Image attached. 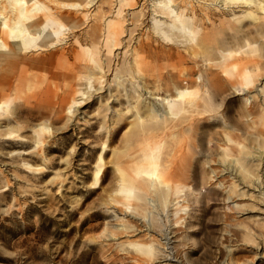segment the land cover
<instances>
[{
  "label": "rangeland",
  "instance_id": "374dc122",
  "mask_svg": "<svg viewBox=\"0 0 264 264\" xmlns=\"http://www.w3.org/2000/svg\"><path fill=\"white\" fill-rule=\"evenodd\" d=\"M104 9L109 10L108 4L105 3ZM137 19L128 45L130 53L125 58L126 66L118 72L119 82L127 88L131 83L130 87L136 88V93L139 92L148 104L154 102L148 90L158 95H172L176 85L198 87L201 96L205 94L195 99L198 109L193 111L190 127H184L180 135L170 136L169 127L185 119L181 112L168 117V127L154 126L141 145L129 148L125 129L130 125L129 119L136 114L133 105H137L142 113L147 108L141 106L143 101H136L133 89L128 88L129 95L125 96L120 83L113 81L114 84L108 79L100 84L95 80V91L90 92L88 102L80 109L82 112L77 116L75 113L71 115L66 112V105L74 90L70 80L64 76L63 61L41 62L36 78L21 80V87L18 86L19 91H15V95L9 92L13 103L10 117L17 116L22 126L19 130L21 137L0 138V264H264V205L251 183L247 185L249 181L244 178V183H247L243 186L247 192L245 196L233 194V199L241 203L233 206L229 201L228 210H222L226 193L216 185L213 176L208 177L212 174L209 170L217 167L222 159V153L219 154L222 147L227 146L228 155L238 152L239 156L252 149L250 146L264 145V133L258 140L252 134L264 128L261 122L243 131L244 135L241 131L227 130L222 120L227 116L228 125L234 124L238 118L243 122L252 121L245 114L242 116L248 106L238 96L223 98L232 85H240L236 78L243 67L239 54L221 61L216 51L209 48V51L195 55L185 49L191 43L189 39L176 37L166 41L153 36L151 29H145V25L150 23L147 9L144 8ZM242 23H246L245 20ZM242 23H230L211 30V37L213 34L217 37L230 35ZM85 27L83 23L77 29L80 31ZM138 35L140 42H134ZM54 49L34 53L41 56ZM256 52L247 56L251 62L247 57L245 60L247 65L257 64L264 74V51ZM110 56L111 67L118 66L120 60ZM232 63L236 65L231 67ZM19 72L20 66L11 70L3 67L0 69V83ZM196 74H201V78L198 79ZM107 75L106 78H111L112 72ZM6 92L0 95V100L8 99ZM259 94V98L264 99V91ZM203 97L205 100L201 99ZM127 106L132 108L131 112L126 111ZM113 108L117 112H113ZM119 110L125 111L122 116H119ZM108 116L111 117L108 119ZM112 119L117 123H111ZM42 120L50 124V134L34 132ZM107 125H112L114 131L109 138L103 131H98ZM226 131L231 139L233 136V141H224L223 144ZM35 138L42 143L35 145ZM106 138L110 150L103 157L106 164L102 180L97 186H91L93 165ZM160 141L164 156L159 159V168L165 182L179 184L177 216L181 220L176 223L175 215L170 213L172 210L163 208L162 194L166 191L163 185L148 193L158 202L154 211L152 207L148 208L150 206L143 209L144 203H138L135 211H128L122 217L120 207L110 203V198L123 199L115 192L119 175L115 163L126 167L128 154H139L142 147H147L145 145L153 146ZM246 165L252 172L258 170L251 162H246ZM170 193L166 192L167 198ZM136 195L129 199L130 202H140ZM112 210L117 213L116 217H113ZM147 211H150L152 233L162 240L151 257L129 244V241L147 242L144 231L135 229L146 224L143 215ZM163 236L169 240H163ZM165 257L170 258L167 260Z\"/></svg>",
  "mask_w": 264,
  "mask_h": 264
},
{
  "label": "bare ground",
  "instance_id": "6f19581e",
  "mask_svg": "<svg viewBox=\"0 0 264 264\" xmlns=\"http://www.w3.org/2000/svg\"><path fill=\"white\" fill-rule=\"evenodd\" d=\"M105 3L108 4L109 10L104 9ZM144 8L147 9L150 22L148 26L145 25V29H151L153 36L161 37L166 41H170L176 37H184L191 41L190 45L187 48L185 47L186 50L195 55H201L203 52L205 53V50L207 52L211 48L212 50L210 51L213 52L215 50L220 56L221 61L233 54H239L238 57L243 67H240L241 70L238 72L239 77L237 76L236 78L239 80L240 85L238 87L232 85L231 89L223 94V98L225 99L229 95L238 96L239 100L248 106L242 116L245 114V116L252 118L250 119L252 121L243 122L238 118L234 124L228 125L226 121L227 116L222 120L228 127L227 130H237L239 132H246V129L254 127L258 121L264 124V99L259 98L260 91H264V74L260 72L261 67L257 64L254 63V65L252 62L251 65H247V56L257 53V50L259 52L264 51V0H0V69L6 67L8 70H11L14 66H20L19 73L13 74L10 79H5L6 81L0 83V95L6 91V94L9 95L8 99L0 100V138L12 139L21 137L19 133L22 126L20 119L15 115L10 117L12 115L11 108L13 103L9 92H13V95H15V91H19L18 89L21 87L19 86L21 80L36 78L37 68H41V62L50 60L63 61L65 68L64 76L70 80L71 89L73 88L74 90L71 100L66 105V112L71 115L75 113L77 116L82 112L80 109L88 102L87 99L91 96V91L94 90L95 80L101 84L102 81L110 79L109 82L116 81L121 84L118 72L126 66L125 58L130 53L128 45L130 44V40H132V31L136 28L138 23L137 17L143 13ZM244 20L246 23H242ZM83 23H85L86 27L79 31L77 28ZM230 23L234 25L235 23H242V25L235 28V32L232 34L228 31L230 35L226 36V34H222L217 37V35L213 34V38L211 37V30L228 26ZM139 37V35L135 36L133 41L140 42L138 40ZM54 47L55 49L49 54L36 56V53H34L47 51V49H53ZM29 52H31L30 55L28 54ZM110 55L120 60L119 65L115 62L118 66L111 67L110 60L112 59H110ZM246 57L247 60H245ZM251 60L248 61L251 62ZM102 61H104V66L102 65ZM235 65L236 63H232L231 67ZM111 72V78H106V75L111 74ZM197 78H201V74H198ZM122 84V93L128 96V88H131V83L128 88ZM131 89L135 92L136 98H134L136 101H143L141 102V106H147V108L146 112L142 113L137 105H133L136 114L133 113L135 116L129 119L130 125L125 129L126 141L129 148H133L134 145H141L140 143L147 138V135L151 133L154 126L156 128L168 127L166 123L168 117L176 116L181 112L185 114V119L169 127L170 136L179 134L186 126L190 127L193 111L198 109L196 108L195 99L201 96L198 87L176 85L174 86V93L172 95H158L154 94L152 90H148L147 93L154 99V102L148 104L145 102V98H141L139 92L136 93V88ZM68 93L70 95V92ZM204 97L201 99L205 100ZM206 102L208 103V100ZM199 105L201 106V103ZM205 105L203 104L202 106ZM131 109L127 106L126 111L130 110L131 112ZM111 110L113 112L116 111L114 108ZM123 111L118 113L119 116L124 114L125 111ZM109 117L111 116H108V119ZM113 122L114 120L111 121V123ZM49 125L46 120L39 121L34 132L50 134L51 128ZM112 128V125L111 127L110 125L106 127L101 126L98 131H103L105 137L109 138L114 133ZM258 131L252 132L257 140L264 133V128L261 127L260 132ZM221 134L223 135L222 132ZM108 138L102 142L100 150L97 153L89 183L91 186H97L102 180V173L106 164L103 157L106 151L110 150L107 144ZM224 138L225 140L221 138V141L223 140L221 143L233 141V136L231 139L227 131ZM238 141L237 144L239 143ZM41 143L40 139L35 138V145ZM145 146L147 147H138L141 148L139 154L127 155L125 161L127 163L125 164L126 167H121L118 163H115L119 173L115 192L119 193L123 199L110 198V203H115L116 206L118 205V208L120 207L119 210L122 212H120L122 217L128 211H135L139 206L138 203L142 205L144 203L145 206L140 205L141 208L147 209V206H150L148 208L152 207V210L154 206H157L158 202L156 203L155 197H150L148 193L156 191L159 188L158 186L163 185L166 189L162 194L163 208L172 210L170 213L175 215V222H180L181 218L177 216L179 184H170L168 180V182H165L159 168V159L163 154L162 143L160 141L153 146ZM262 146H250L252 149H247L246 153H240L239 156L237 155V151L235 155H228L227 146V149L221 146V152L218 149L219 154L222 153V159L218 162L217 167L209 170V173L212 174H209L208 177L212 178L213 176L216 185L221 186L222 190L226 193L222 202V210H228L229 201L233 206L241 203L236 198L233 199V194L235 193V196L237 194H244L245 196L247 192L245 193L243 186L247 183V185L251 183L252 189L256 191V196L262 201V205H264V147ZM202 147L204 149L205 146ZM230 148L233 151L232 147ZM246 162L253 163L258 170L252 172L248 168L249 164L246 165ZM244 178H247L249 182L244 183ZM239 183H242V186L238 187ZM135 191L138 192L136 193ZM169 191L171 193L168 195L171 198H167L166 192ZM135 194H137V199L140 202L134 204L129 199H132ZM149 213L150 211H147L143 215L144 220H146L143 228L138 226L135 228L139 231H144L143 233L148 237L147 242L129 241V244L134 245L142 254L144 253L151 257L156 253V246L162 240L152 233ZM112 214L113 217L117 216V213L113 210ZM153 216L151 215V217ZM166 229L168 231V228ZM164 234L166 233L164 232ZM162 238L164 240L166 236ZM169 258L165 257L167 260Z\"/></svg>",
  "mask_w": 264,
  "mask_h": 264
}]
</instances>
